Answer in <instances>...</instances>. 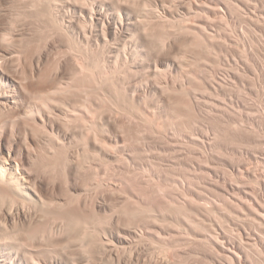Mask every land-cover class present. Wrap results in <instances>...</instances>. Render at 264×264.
I'll list each match as a JSON object with an SVG mask.
<instances>
[{
    "label": "rangeland",
    "instance_id": "374dc122",
    "mask_svg": "<svg viewBox=\"0 0 264 264\" xmlns=\"http://www.w3.org/2000/svg\"><path fill=\"white\" fill-rule=\"evenodd\" d=\"M87 1L107 2L108 29L74 18L89 40L27 0H0L9 37L0 39L19 77L30 78L24 59L40 61L35 81L57 91L45 95L54 104L46 132L20 125L37 135L28 168L48 203L27 204L33 214L14 234L30 254L63 264H264V0ZM114 15L135 26L111 29ZM1 194L2 208L10 198Z\"/></svg>",
    "mask_w": 264,
    "mask_h": 264
},
{
    "label": "bare ground",
    "instance_id": "6f19581e",
    "mask_svg": "<svg viewBox=\"0 0 264 264\" xmlns=\"http://www.w3.org/2000/svg\"><path fill=\"white\" fill-rule=\"evenodd\" d=\"M27 7L30 11L33 12V14H38L41 16V18H48V15L46 16V14H49V16H51V18L53 17V19H51L55 24L56 23H60L59 21H64L66 24H67V27L70 28L73 32L75 31L76 33L79 32V36L83 37L84 39L86 38L87 36V40H89L88 38V35L87 33H89V30L88 32L85 34V32L87 30H84V24L82 25L83 29L80 28V22L77 24L76 23V20H74L75 16H84V18H87L86 20L89 22H94V20L96 21V24H98L100 26V23L101 21H103V17H104V7L106 5L107 2H102V7H99V8H96L94 9L95 7L91 8L88 4L89 1L86 0V5H88V7L83 6L81 4L78 3L77 0H27ZM94 1V0H93ZM102 1V0H101ZM107 1V0H105ZM111 1V0H110ZM114 1V0H113ZM111 1V4L112 2ZM116 1V0H115ZM119 1V0H118ZM92 1L90 0V3ZM97 2V1H96ZM100 2V1H99ZM117 2V1H116ZM98 3V2H97ZM48 4L47 7H45L46 5ZM83 4L84 3V0H83ZM94 4V3H93ZM126 4V3H125ZM91 5V4H90ZM97 5V7L100 5L98 4H95V6ZM119 5V4H118ZM94 6V5H93ZM49 7V8H48ZM115 7V6H114ZM114 7H112L114 9ZM118 7V6H117ZM116 7V8H117ZM126 7V6H125ZM123 7V9L125 8ZM128 7V6H127ZM121 8V7H119ZM49 9V10H48ZM93 9V10H92ZM49 13H47V11ZM117 10H119L117 8ZM127 10V9H126ZM45 11H46V14H45ZM121 11V10H120ZM119 11V12H120ZM122 12V11H121ZM126 13V12H125ZM106 14V13H105ZM111 14V12H110ZM113 14H117V11L116 13H113ZM121 14L123 13H120L119 15L122 16ZM131 14V12H130ZM133 14V13H132ZM43 15V17H42ZM108 16V15H107ZM106 16V17H107ZM127 16V15H126ZM135 16V15H134ZM39 17V16H37ZM83 18V17H82ZM110 18V17H109ZM123 18V16H122ZM121 17L117 16V15H114L113 18L111 17V21L112 23L110 22V24L112 25L111 26V29H113L114 27H118V28H121L123 31L124 30H128L130 23L124 21ZM81 19V18H80ZM93 19V20H92ZM108 19V18H107ZM128 20H131L130 16L127 18ZM136 19V18H135ZM51 21V22H52ZM61 21V22H62ZM83 21V20H82ZM86 21V22H87ZM108 21V20H107ZM138 21V20H137ZM50 22V23H51ZM85 21L83 23H86ZM104 22V21H103ZM103 22L101 24H103ZM135 22V21H134ZM64 23V24H65ZM136 23V22H135ZM135 23L132 22V24H134L135 26ZM63 24V23H62ZM90 24V23H89ZM89 24H85V25H88V27H90ZM95 24V22H94ZM105 24V23H104ZM103 24V25H104ZM61 26V24H59ZM102 25V26H103ZM107 24H105V27H106ZM94 26V25H93ZM133 26V27H134ZM62 27H64L62 25ZM92 27V26H91ZM90 27V28H91ZM86 28V27H85ZM100 28V27H99ZM69 29V32H71V30ZM92 29V28H91ZM105 29H108L107 27ZM116 29V28H114ZM66 30V29H65ZM104 28L102 29L101 32H104L106 30H104ZM119 30V29H118ZM133 30V28H132ZM68 31V30H67ZM66 31V32H67ZM93 31V30H92ZM90 30V32H92ZM112 31V30H111ZM110 31V32H111ZM121 32V30H119ZM125 31V32H126ZM54 32V31H53ZM108 32V31H106ZM104 32L105 35H107V33ZM132 32L134 33V31H131L129 32V34ZM116 33V32H115ZM128 33V32H126ZM51 34H53L51 32ZM120 34V33H118ZM5 34H0V36H2V38L5 39L6 38H9L7 37L6 35L4 36ZM98 35V34H97ZM123 35V34H122ZM95 36V35H94ZM118 36V35H117ZM125 36V34H124ZM132 36V35H131ZM44 37V36H43ZM128 37V36H127ZM1 38V39H2ZM12 38V37H11ZM45 38V37H44ZM102 38V37H101ZM105 39L107 38L108 39V36L104 37ZM128 38H131V37H128ZM143 38V37H142ZM0 39V191L2 192V194H5L6 197L8 196V198H10V200L8 201L7 199V203H3V207L1 208L0 207V264H63V260H59L58 258L56 259H51V260H48L46 257V259H42V257L40 258V256L38 255L35 256V254L33 255L32 253L30 254V252H34V251H31L28 247L29 245H27L28 249L30 250H27L26 246H24L25 243L22 242V240L24 241V238L22 237V240L20 239V237L18 238V235H21L18 234L19 232L18 231H22L21 229L19 230V224L21 223L22 224V227L24 228V226L28 223L29 221V217L31 216L30 214L33 212H28L26 209V206L28 207L27 204H35V207H39L37 206V204L39 205L41 202L44 203L43 201H45V199L43 198V193L41 192V190H39V188L37 189L33 183V178H32V174L28 168V163L32 160V158H30L31 154V151L34 150L35 151V147L33 148L34 145H37L39 142L37 140V138H35V135L34 136H31V134H25L23 132V127L20 126L22 125V121H30L32 120L34 123H35V126L38 125V127L40 126L42 129L43 127L42 126H46L47 124H49V122L46 124L47 120H50V122L52 121L51 117L48 112V108H47V105L53 104V101L50 102V99L52 100V97L50 99H47L45 98V95H49L50 93L52 92H57L56 90H53L52 91V88H54V86L51 84H45V83H41V82H36L35 79L36 77L38 76V71L40 70V66H39V62H38V65L37 64H34V62H32V60L30 61V59H24V74H29L30 75V78L27 77L26 79H21V77H19L20 75L18 74V71H17V68H16V65H17V61H19L18 59V56L13 52V50H11L10 48H7L5 46V44L3 43L4 39H2L1 41ZM48 39V38H47ZM97 39V38H96ZM117 39V38H116ZM125 39V38H124ZM6 40V39H5ZM9 40V39H8ZM8 40L6 41L8 43ZM51 40H52V37H51ZM55 40V39H54ZM100 40V39H99ZM97 40V41H99ZM103 40V39H102ZM110 40V39H109ZM109 40H108V43L109 44ZM113 40V39H112ZM130 40V39H129ZM138 40V39H137ZM146 40V39H145ZM111 41V40H110ZM126 41V40H125ZM131 41V40H130ZM48 43V42H47ZM98 43V42H97ZM99 44V43H98ZM116 44V43H115ZM10 45V44H9ZM111 45V44H110ZM109 45V46H110ZM70 46V45H69ZM125 47V46H124ZM70 48V47H69ZM68 48V52H70V49ZM117 48V47H116ZM136 48V47H135ZM77 51V50H76ZM121 51V50H119ZM118 51V52H119ZM73 52V51H72ZM124 53V52H123ZM41 54V53H40ZM76 54V53H75ZM116 54V53H115ZM137 54V53H136ZM69 55V54H68ZM73 55V54H72ZM135 55V54H134ZM74 56V55H73ZM119 56V55H118ZM143 56V55H142ZM41 58V57H40ZM75 58V57H74ZM63 59V58H62ZM68 59V58H67ZM141 59V58H140ZM35 60V59H34ZM41 60V59H40ZM78 61V60H77ZM177 61V60H176ZM62 62V61H61ZM177 63V62H176ZM73 64V63H72ZM113 64V63H112ZM83 65V64H82ZM181 65V64H180ZM64 66V65H63ZM74 66H76V64L74 63ZM91 66V65H90ZM135 66V65H134ZM133 66V67H134ZM145 66V65H144ZM177 66V65H176ZM59 67V66H58ZM89 67V66H88ZM105 67V66H104ZM60 68V67H59ZM58 68V69H59ZM175 68V67H174ZM181 68V66H180ZM74 71H76L77 73V68L74 67L73 68ZM82 69V68H81ZM91 69V68H90ZM146 70V69H145ZM144 70V71H145ZM61 71V70H60ZM84 71V69L82 70V72ZM86 71V70H85ZM139 71V70H138ZM62 72V71H61ZM103 72V71H102ZM109 72H111L109 70ZM157 72V71H156ZM58 73V72H57ZM63 73V72H62ZM72 74V73H71ZM74 74V73H73ZM79 74V73H78ZM88 74V73H87ZM102 74V73H100ZM112 74V73H111ZM157 74V73H156ZM58 75V74H57ZM75 75V74H74ZM77 75V74H76ZM80 75V74H79ZM82 75V74H81ZM99 75V74H98ZM110 75V74H109ZM107 75V76H109ZM60 76V75H58ZM111 76V75H110ZM109 76V77H110ZM126 76V75H125ZM23 77V76H22ZM79 77H82V76H79ZM148 77V76H147ZM120 78V77H119ZM58 79V78H57ZM57 79L55 81H57ZM122 79V78H121ZM63 80V79H62ZM61 80V81H62ZM60 81V82H61ZM106 82V81H105ZM117 82V81H116ZM128 82V81H127ZM71 83V82H70ZM55 84V83H54ZM60 84V83H59ZM58 84V85H59ZM123 84V83H122ZM73 85V84H72ZM126 85V84H125ZM60 86H62V84H60ZM58 86V87H60ZM70 86V85H69ZM75 86V85H74ZM122 86V85H121ZM130 87V86H129ZM62 88V87H61ZM66 88V87H65ZM64 88V89H65ZM132 88V87H131ZM74 90V89H73ZM60 91V90H59ZM87 92V90H86ZM53 93V94H55ZM136 93V92H135ZM64 94V92H63ZM68 94V93H67ZM86 94V93H85ZM56 95V94H55ZM54 95V96H55ZM61 95V94H60ZM141 95V94H140ZM50 96V95H49ZM53 96V95H52ZM62 97V96H61ZM69 97V96H68ZM55 98V97H54ZM57 95H56V98L57 99ZM70 98V97H69ZM46 99V101H45ZM79 99V98H78ZM66 100V99H65ZM77 100V98H76ZM85 100V99H84ZM58 101V100H56ZM62 101V100H61ZM48 102V104H47ZM83 102V101H82ZM81 102V103H82ZM58 105L59 102H55V105ZM79 103V102H78ZM89 103V102H88ZM59 104H62V103H59ZM85 104V103H84ZM56 105V106H57ZM67 105V104H66ZM72 105V104H71ZM77 105V104H76ZM81 105V104H79ZM86 106V105H85ZM84 106V107H85ZM50 107V106H49ZM69 107V106H67ZM73 107V106H72ZM76 107V106H75ZM53 108V107H52ZM52 108L50 107L51 111H52ZM58 109L61 108V107H57ZM56 108V109H57ZM71 108V106H70ZM87 108V107H86ZM56 109H54V111H56ZM62 109V108H61ZM65 109V107H64ZM76 109V108H75ZM82 109V108H81ZM85 109V108H84ZM66 110V109H65ZM65 110H62V111H65ZM87 110V109H86ZM89 110V109H88ZM87 110V111H88ZM54 111H52L53 113H55ZM68 112H71L73 110L71 109H68L67 110ZM51 112V113H52ZM75 111L71 112V113H74ZM79 113V112H78ZM91 113V112H90ZM57 114V113H56ZM74 114H77V112H75ZM87 114V113H86ZM58 115V114H57ZM91 115V114H90ZM61 116V114H60ZM57 119V118H56ZM55 119V120H56ZM69 119V118H68ZM83 120V119H82ZM62 121V120H61ZM60 121V122H61ZM86 121V120H85ZM68 122V120H67ZM73 122V121H72ZM26 123V122H25ZM32 123V124H34ZM71 123V122H69ZM84 123V122H83ZM46 124V125H45ZM55 124V123H54ZM66 124V123H65ZM74 124V123H72ZM71 124V125H72ZM82 124V123H81ZM85 124V123H84ZM83 124V125H84ZM112 124V123H111ZM17 125L19 126L17 128ZM31 125V124H30ZM50 125V124H49ZM87 125V123H86ZM85 125V126H86ZM90 125V124H89ZM56 126V125H55ZM52 125V127H55ZM31 127V126H30ZM49 127V126H47ZM45 127V128H47ZM64 127V125H63ZM67 127V126H66ZM69 127V126H68ZM76 127V126H75ZM74 127V128H75ZM84 127V126H83ZM82 127V128H83ZM45 128L43 129V131L46 132V129ZM71 128V127H70ZM81 128V126H80ZM34 129V128H33ZM52 129V128H51ZM69 129V128H68ZM25 130V129H24ZM29 130V129H28ZM36 130V129H35ZM67 130V129H66ZM71 130V129H70ZM92 130V129H91ZM34 131V130H33ZM41 131V130H40ZM56 131V130H55ZM54 131V128H53V131L56 135L57 133ZM82 131V130H80ZM84 131V130H83ZM82 131V132H83ZM48 132V131H47ZM57 132L60 134V137H63L64 139H69L71 138V135L69 134V132L61 129L60 127L57 128ZM71 132H74V131H71ZM70 132V133H71ZM90 132V131H89ZM28 133V132H27ZM38 133V132H37ZM50 134V131L48 132ZM75 133V132H74ZM48 134V136H50ZM53 135V134H52ZM51 135V136H52ZM54 136V135H53ZM52 136V137H53ZM58 136V135H57ZM37 137V135H36ZM60 137H53L52 139H55L57 138L56 140H54L55 142L58 140V143H61L60 142ZM78 137V136H77ZM91 137V136H90ZM50 138V137H49ZM59 138V139H58ZM76 138V137H75ZM74 138V139H75ZM51 139V138H50ZM49 139V140H50ZM63 139V140H64ZM82 140V139H81ZM42 141V140H41ZM67 141V140H66ZM70 141V140H69ZM84 141V140H83ZM82 142V141H81ZM88 142V140H87ZM91 142V141H90ZM89 142V144H90ZM51 143V142H50ZM53 143V142H52ZM57 143V142H56ZM57 143V144H58ZM65 143V141H64ZM62 143V144H64ZM75 144V143H74ZM33 145V146H32ZM39 145V144H38ZM56 144H54L55 146ZM77 145V144H76ZM75 145V146H76ZM88 145V144H87ZM85 145V146H87ZM44 146V145H43ZM47 147V146H46ZM71 147V146H70ZM81 147V146H80ZM88 147V146H87ZM33 148V149H32ZM56 148V147H55ZM62 148V146H61ZM37 149V148H36ZM73 149V148H72ZM86 149V148H85ZM89 149V148H88ZM91 149V148H90ZM39 150V149H38ZM57 150V149H56ZM53 151V150H52ZM63 151V150H62ZM69 152V151H67ZM87 152V151H86ZM53 153V152H52ZM64 153V152H63ZM83 153V152H82ZM108 153V152H106ZM105 154V153H104ZM34 155V154H33ZM64 155V154H63ZM66 156L68 154H65ZM92 155V154H91ZM90 155V156H91ZM80 156V155H79ZM84 156V155H83ZM33 157V156H32ZM85 157V156H84ZM54 158V157H53ZM57 158V157H56ZM59 158V156H58ZM61 158V157H60ZM78 158V157H77ZM88 158H90L88 156ZM29 159H31L29 161ZM64 159V158H63ZM82 159V158H81ZM55 160V159H54ZM89 161V159H88ZM70 162V161H69ZM83 162V160H82ZM47 163V162H46ZM49 163V162H48ZM62 163V162H61ZM74 163V162H73ZM63 164V163H62ZM83 164V163H82ZM85 164V163H84ZM52 165V164H51ZM70 165V164H69ZM73 165V164H72ZM81 165V164H80ZM90 166V165H89ZM48 167V166H47ZM82 167V166H80ZM92 167V166H91ZM90 167V168H91ZM52 168V166H51ZM50 168V169H51ZM87 168V167H86ZM46 169V168H45ZM57 169V168H56ZM33 170V168H32ZM91 174V173H90ZM40 178V177H39ZM74 178V177H73ZM41 179V178H40ZM69 179V178H68ZM69 182V181H68ZM36 183V182H35ZM90 183V182H89ZM88 183V184H89ZM37 184V183H36ZM48 184V183H47ZM66 184V183H65ZM53 185V184H52ZM37 186V185H36ZM85 186V185H84ZM55 190V189H54ZM71 190V189H70ZM89 191V190H88ZM71 192V191H70ZM1 194V195H2ZM72 194V193H71ZM73 195V194H72ZM49 196V195H48ZM1 197H4V196H1ZM73 198V197H72ZM1 200V199H0ZM3 200V199H2ZM66 200V199H65ZM87 201V199H85ZM47 202V201H45ZM48 203V202H47ZM84 203V202H83ZM1 204V203H0ZM58 204V203H57ZM64 205V204H63ZM66 205V203H65ZM85 205V204H84ZM2 206V205H1ZM30 206V205H29ZM32 206V207H33ZM50 206V205H49ZM82 206V205H81ZM34 207V208H35ZM55 207V206H54ZM61 207V206H59ZM80 207V206H79ZM33 208V209H34ZM44 208V207H43ZM64 208V207H63ZM67 208H70L67 206ZM86 208V207H85ZM38 209V208H37ZM59 209V208H58ZM62 209V208H61ZM73 209V208H71ZM82 209V208H81ZM35 210V209H34ZM44 210V209H43ZM60 210V209H59ZM64 210V209H63ZM75 210V209H74ZM84 210V209H83ZM41 211V210H39ZM58 211V210H57ZM77 211V210H76ZM79 211V210H78ZM36 212V211H35ZM38 213V212H37ZM42 214V212H40ZM54 213V211H53ZM61 213V212H60ZM59 213V214H60ZM63 213V212H62ZM65 213V212H64ZM80 213V212H79ZM39 214V213H38ZM45 214V212H44ZM74 214H76L74 212ZM73 214V215H74ZM72 215V216H73ZM36 216V215H34ZM33 216V217H34ZM81 216V215H80ZM39 217V216H38ZM53 217V216H52ZM82 217V216H81ZM44 218V217H43ZM73 218V217H72ZM75 218V217H74ZM36 219V218H35ZM45 220V219H44ZM54 220V219H53ZM52 220V221H53ZM64 220V219H63ZM66 221V220H65ZM74 221V220H72ZM44 222V221H43ZM60 222V221H59ZM58 222V223H59ZM70 222V221H69ZM88 222H91V221H88ZM47 223V222H46ZM49 223V222H48ZM51 223V222H50ZM57 223V222H56ZM57 223V224H58ZM63 223V222H61ZM65 223V222H64ZM68 223V222H67ZM83 223V222H81ZM80 223V224H81ZM31 224V223H30ZM84 224V223H83ZM44 225V224H43ZM87 225V223H86ZM31 226V225H30ZM72 226V224H71ZM90 226V224H89ZM21 227V228H22ZM76 227V226H75ZM86 227V226H85ZM28 228V227H27ZM43 228V227H42ZM65 228V227H64ZM63 228V229H64ZM83 228V227H81ZM80 228V229H81ZM25 229V228H24ZM44 229V228H43ZM62 229V228H61ZM68 229V228H67ZM80 229L78 231H80ZM18 230V231H17ZM47 230V229H46ZM52 230V228H51ZM57 230V229H56ZM72 230H73V233H74V229L72 227ZM18 232L17 236L16 234H14V232ZM35 231V230H34ZM59 231V230H58ZM93 231V230H92ZM37 232V231H36ZM39 232V231H38ZM44 232V231H43ZM56 232V231H55ZM65 232V231H64ZM66 232H69V230H67ZM91 232V231H90ZM48 233V232H47ZM46 233V234H47ZM79 233V232H77ZM38 234V233H37ZM43 234V233H42ZM50 234H51V231H50ZM53 234V233H52ZM106 234V233H105ZM137 234V233H136ZM63 235V234H62ZM69 235V233H68ZM72 235V234H71ZM77 235V234H76ZM85 235V234H84ZM23 236V235H21ZM27 236V235H25ZM32 236V235H31ZM36 236V235H35ZM54 236V235H53ZM59 236V235H58ZM61 236V234H60ZM59 236V237H60ZM64 236V235H63ZM67 236V235H66ZM70 236V235H69ZM68 236V237H69ZM87 236V235H86ZM44 237V235H43ZM83 237V236H82ZM88 237H89V234H88ZM88 237L86 239H88ZM122 237V236H121ZM120 237V238H121ZM141 237V236H140ZM41 238V237H40ZM53 238V237H52ZM92 238V237H91ZM89 237V239H91ZM126 238V237H125ZM124 237H122V239L126 240ZM142 238V237H141ZM29 239V238H28ZM50 239V237H49ZM56 239V238H55ZM65 239V238H64ZM42 241V239H40ZM46 240V239H44ZM52 240V239H51ZM70 240V239H69ZM142 240V239H140ZM49 241V240H48ZM64 241V240H63ZM103 241V240H102ZM30 242V241H29ZM45 242V241H44ZM90 243H92V241L90 240L89 241ZM100 242V241H99ZM123 242V241H122ZM126 242V241H125ZM31 243V242H30ZM47 243V242H46ZM61 243V242H60ZM65 243V242H64ZM69 243V242H66V244ZM96 245L97 243L94 242ZM104 243V242H103ZM108 242H106L105 244L107 245ZM34 244V243H33ZM48 244V243H47ZM45 244V245H47ZM50 244V243H49ZM52 244V243H51ZM50 244V245H51ZM54 244V243H53ZM65 244V245H66ZM37 245V244H36ZM64 244L62 246H65ZM68 245V244H67ZM66 245V246H67ZM89 245V244H88ZM92 245V244H91ZM90 245V246H91ZM104 245V244H103ZM112 244L110 243V246L108 244V247H110V250H108V254H112L113 255L115 254L113 252V248H111ZM48 246V245H47ZM55 246V244H54ZM57 246V244H56ZM86 246H87V242H86ZM43 247V246H42ZM49 247V246H48ZM60 248V245L57 246ZM57 247H54V248H57ZM102 247V245H101ZM101 247H99L101 249ZM105 247L107 246H104L103 248L105 249ZM34 248L35 245H34ZM53 248V250H54ZM84 248V247H83ZM88 248V247H87ZM86 248V249H87ZM92 248V247H91ZM117 248V247H116ZM49 249V248H48ZM67 249V248H66ZM78 249V248H76ZM95 249V248H94ZM107 249V248H106ZM68 250V249H67ZM73 250V249H72ZM84 250V249H83ZM88 250V249H87ZM117 250V249H116ZM42 251V250H41ZM52 251V250H50ZM76 251V250H75ZM82 251V250H81ZM96 251V249H95ZM104 251V250H103ZM114 251H115V248H114ZM37 252V251H36ZM39 252V250H38ZM48 252V251H47ZM65 252V251H64ZM67 252V251H66ZM85 252V251H84ZM93 251H91L92 253ZM107 252V251H106ZM138 252V251H137ZM29 253V254H28ZM53 253V252H52ZM87 253V252H86ZM101 253V252H100ZM99 253V254H100ZM55 254V253H54ZM62 255L64 253H61ZM74 254V253H73ZM76 254H79V253H76ZM85 254V253H84ZM103 254V252H102ZM133 254V253H132ZM132 254H129V255H132ZM140 254V253H139ZM59 255V254H58ZM75 255V254H74ZM70 256V255H69ZM77 256V255H75ZM84 256V255H83ZM96 256V255H94ZM101 256V255H100ZM115 256V255H114ZM118 256V255H117ZM72 257V256H71ZM78 257V256H77ZM109 257V255H108ZM111 257V256H110ZM122 257V256H121ZM167 257V256H166ZM69 258V257H68ZM81 258V257H79ZM78 258V259H79ZM90 258H92L90 256ZM94 258V257H93ZM132 258V256H131ZM130 258V259H131ZM138 258V257H137ZM50 259V258H49ZM62 259V257H61ZM112 259V257H111ZM119 259V258H118ZM128 259V258H127ZM147 259V258H146ZM166 259V258H165ZM67 260V258H66ZM73 260H77V259H74ZM86 260V258H85ZM96 260V259H95ZM154 260V259H153ZM68 261V260H67ZM90 261V260H89ZM94 261V260H93ZM99 261V260H97ZM119 261V260H118ZM135 261V260H134ZM156 261V260H155ZM73 262V261H72ZM76 262V261H74ZM80 262V261H79ZM84 262V261H83ZM96 262V261H95ZM110 262V261H109ZM112 262V261H111ZM116 262V261H115ZM127 262V261H126ZM170 262V261H169ZM85 263V262H84ZM106 263V262H104ZM125 263V262H124ZM66 264V263H65ZM69 264H70V261H69ZM87 264V263H86ZM96 264V263H95ZM103 264V263H102ZM110 264V263H109ZM126 264V263H125ZM131 264V263H130ZM137 264V263H136ZM146 264V263H145ZM167 264V263H166Z\"/></svg>",
    "mask_w": 264,
    "mask_h": 264
}]
</instances>
